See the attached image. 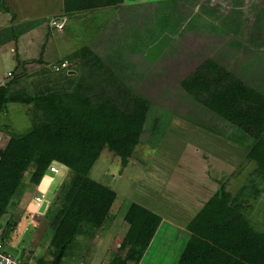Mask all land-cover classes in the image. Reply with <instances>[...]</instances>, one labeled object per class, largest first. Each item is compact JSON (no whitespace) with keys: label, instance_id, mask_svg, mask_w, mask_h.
<instances>
[{"label":"trees","instance_id":"16d2710c","mask_svg":"<svg viewBox=\"0 0 264 264\" xmlns=\"http://www.w3.org/2000/svg\"><path fill=\"white\" fill-rule=\"evenodd\" d=\"M135 1L62 0L61 16L119 9L123 7L121 5ZM208 2L146 0L142 8L147 11L142 10L133 24L136 27L132 41L129 46L121 44L116 53L110 44L113 36H109L104 45H83L53 63L42 58L18 61L13 70L17 74L0 85V114L9 104H20L29 110L26 119L31 126L21 134L3 127L9 140L0 149V241L8 240L19 222L11 217L4 227L1 219L8 213L25 175H29L28 184L37 188L43 179L54 175L51 168L56 166L67 169L69 177L58 186L46 211L49 238L45 245L52 259L62 248L59 264L76 236L93 237L113 219L112 208L118 195L109 186L92 179L90 171L104 150L117 156L125 167L140 143H152L150 139L145 141L142 138L146 134L149 138L155 137L162 114V109L157 108L152 100L120 78L119 68L127 67V64L137 68L136 64L125 63L123 59L117 62V58L124 55L123 49L132 54L144 53L143 57L155 60L163 54L174 53L179 44L177 39L191 27L189 29L206 30L216 35L238 33L232 40H227V49L216 50L224 60L233 56L234 50H245L261 61L264 53L254 51L258 48L264 52V12L255 14L254 30L246 35L239 29L236 16H219V4L213 7ZM6 4V0H0L4 12L9 10ZM130 5L133 4L127 6ZM239 5L242 7V0ZM43 20L28 23L26 27L34 29ZM122 26L127 29L125 23ZM114 39L118 42L117 37ZM64 61L79 65L80 70L76 74L66 71L63 77H46L35 89L29 85L17 87L21 79L26 78L25 73L18 70L25 64L38 65L43 72L58 73L64 70L56 69ZM220 61L217 57L205 56L181 80L180 88L184 97L191 101V110L193 106L198 107L207 119L194 124L246 150L244 159L252 168L245 174V183L234 194L226 189L225 184H220L186 223L182 233L183 245L175 264H264V224L262 228L256 227L248 218L253 207L246 209L248 204L255 205L264 191V87L254 84L250 77L256 74L255 68L264 65L257 63L254 67L249 61L246 62L248 66L234 70ZM70 64L68 67L72 66ZM244 208L246 212H242ZM150 216L146 207L130 205L124 216L128 225L126 237L108 264L140 263L148 242L137 238ZM36 258L37 264H47L41 257Z\"/></svg>","mask_w":264,"mask_h":264},{"label":"rangeland","instance_id":"374dc122","mask_svg":"<svg viewBox=\"0 0 264 264\" xmlns=\"http://www.w3.org/2000/svg\"><path fill=\"white\" fill-rule=\"evenodd\" d=\"M6 3L8 11L4 12L0 8V85L17 74V71L13 70L18 65V61L42 58L46 62L53 63L68 57L83 45H104L109 36H113L110 37V44L114 47V52L120 51L121 44L129 46L132 41L136 27L133 24L138 20L140 12L147 11L142 8L146 0H136L121 5L123 7L119 9L84 11L62 18V0H6ZM217 3L219 4L217 12L221 14L219 16L228 18L236 15L240 24L239 29L249 35L254 30L253 12L258 6L262 7L264 0H242V7L239 6L240 0H209L208 2L213 7ZM128 4L133 5L129 7ZM240 9H242V18L239 19ZM233 10L236 14L232 13ZM243 10H251L249 14L253 17L246 14L244 20ZM12 14H15L14 18ZM40 19L45 20L38 27L34 29L26 27L28 23ZM124 23L127 26L126 31L122 26ZM184 26L182 29L185 28ZM189 28L191 27L184 30L183 35L177 39L179 44L174 53H166L153 60L147 59V56L143 57L144 53L132 54L123 49L124 55L117 58L119 63V59H123L125 63L136 64L137 68H131V64L119 68V76L128 85L131 83L139 94L152 100L157 108L162 109L161 124L155 137L149 138L146 134L142 138L145 141L150 139L152 143H140L125 167H122L119 158L111 152L104 150L100 154L90 171V177L109 186L118 194L112 208L114 217L95 236H76L59 264H108L121 239L126 237L127 224L123 222V216L133 203L149 208L153 215L152 218H148L150 224L145 226L144 231L137 238L148 242L146 250L158 230L154 228L157 225L155 221L157 218H161L160 221L166 220L170 228L165 231L163 228L166 226L162 224L155 242L147 251L148 255L143 257L140 264H174L178 258L177 254L175 256V251L178 247L181 250L183 245L184 226L207 198L220 184H225L226 189L234 194L245 183V174L252 168L244 159L247 151L194 124L198 120L206 122L207 119L198 107L193 106L191 110V101L184 97L180 82L207 55L217 57L223 65L234 70L240 66L242 68L248 66L246 62L249 61L254 67H257V63L264 65V56L260 59L262 62H258L253 53L234 50L233 56L224 60L216 50L227 49L225 47L227 40H232L238 33L216 35L206 30ZM114 37L118 38V42ZM254 52L264 53L258 48ZM64 62L66 68L58 73L43 72L38 65L25 64L23 69L20 67L18 70L25 73L23 76L26 78L21 79V84L18 83L17 87L29 85L35 89V86L46 77H63L66 71L68 74H76L80 70L79 65ZM68 64L72 66L68 67ZM255 70L256 74L250 75L252 82L264 87V67H257ZM8 73L12 75L9 76ZM127 78L131 82H128ZM7 108L9 112L7 115L4 112L0 114L2 128H10L12 129L9 130L10 132L18 134L27 131L31 125L23 114L28 113L29 110L20 104H9ZM170 114H173L172 117ZM185 117L188 119H184ZM211 121L216 122V120ZM7 135L4 129L0 130V149L8 142ZM52 172L54 175L43 179L37 188H32L28 184L27 173L26 179L13 196L15 200L8 213L1 219L4 227L11 217L19 220L8 240L0 241L16 260H28L29 248L37 247L30 264H36V257L44 254L41 248L42 245L47 244L49 238V231L46 233L48 222L46 211L54 200L58 186L69 177L68 170L60 166L54 167ZM251 207L253 209L248 213V218L256 227L262 228L264 191L255 205L253 203L246 205V209ZM35 212L39 214L37 217H33ZM244 212H246L245 208ZM177 231L181 236L172 239ZM39 241H42L40 248H38ZM16 252L23 256L17 255L15 258Z\"/></svg>","mask_w":264,"mask_h":264},{"label":"crops","instance_id":"0c3cea01","mask_svg":"<svg viewBox=\"0 0 264 264\" xmlns=\"http://www.w3.org/2000/svg\"><path fill=\"white\" fill-rule=\"evenodd\" d=\"M254 5V4H253ZM240 6V5H239ZM243 6V5H242ZM253 7V6H252ZM260 11L261 12H264V4L262 5V7H257V10H254V12H253V15H255L257 12L258 13H260ZM243 12H245V14H244V20H245V15L246 14H249V12H251V10H243ZM233 13H235L236 14V12L233 10ZM239 19L240 18H242V9H240L239 10ZM236 16V15H235ZM249 16L250 17H253V16H251L250 14H249ZM256 17V16H255ZM236 19L238 20V17L236 16ZM236 20V21H237ZM248 23H250V22H248ZM258 31H259V29H258ZM256 36V38L258 39L259 37L257 36V35H255ZM25 110V109H24ZM8 111V108L6 109V111L4 112V113H6V115L9 113V112H7ZM26 112H27V110H25ZM24 113V112H23ZM24 115V117L26 118V113H24L23 114ZM9 118V120H10V117H8ZM8 120V119H7ZM10 122V121H9ZM3 128L1 127V129L0 130H2ZM8 130H10V128L8 129ZM5 132V131H4ZM7 137L9 138V136L7 135ZM118 195V194H117ZM118 197V196H117ZM209 197H211V195L209 196ZM208 197V198H209ZM207 198V199H208ZM134 204V203H133ZM143 207H145V206H143ZM149 211H150V209L149 208H147ZM150 215H152V212L150 211ZM125 216V215H124ZM124 216H123V222L124 223H126V221H125V219H124ZM152 217H153V215H152ZM149 218H151V216L149 217ZM160 219L161 218H157V220H155L156 222H161L160 224H159V226H157V229L159 230L160 228H162V224H165V226H166V228H163L165 231H167L168 229H170L168 226H167V221L166 220H164V219H162V221H160ZM37 223V222H36ZM127 224V223H126ZM147 224H150V222H148V219H147ZM146 224V225H147ZM126 226H128V225H126ZM158 230H157V232L155 233V235H154V240L150 243V245H149V248H148V250H146V252L147 251H149L150 249H151V247H152V245H153V243L155 242V240H156V238H157V235H158ZM126 231H127V228H126ZM179 231H177L176 233H174L173 234V236L171 237L172 239L173 238H178V237H180L181 236V234L180 233H178ZM32 235V234H31ZM33 236V235H32ZM121 241H122V239H121ZM120 241V242H121ZM41 247V241H39V244H38V248H40ZM179 248V247H178ZM177 248V250L175 251V256H176V254H177V256L179 255L178 253H180L179 251V249ZM37 249V247L35 248H29V249H27V252H28V256H29V259L28 260H21V263L22 264H30L29 262H31V258L33 257L32 255H34V253H35V250ZM41 249H43L44 250V254H42V256H40L39 255V257H41L42 259H43V262H47V264H49L48 262H50V260L52 261L53 259H52V257H51V254H50V252L48 251V249H47V246L46 245H44V246H42V248ZM19 252V251H18ZM17 255H22L23 256V254H20V253H18L17 254V252H16V254H15V258L17 257ZM145 255H148V252L147 253H145L144 255H143V257L145 256ZM177 258V257H176ZM143 259V258H142ZM142 259H141V261H142ZM103 261V259H101V262ZM141 261H140V263H141ZM172 262V261H171ZM174 262V261H173ZM139 263V264H140ZM37 264V263H36ZM51 264V263H50ZM175 264V263H174Z\"/></svg>","mask_w":264,"mask_h":264},{"label":"built area","instance_id":"2783aa9c","mask_svg":"<svg viewBox=\"0 0 264 264\" xmlns=\"http://www.w3.org/2000/svg\"><path fill=\"white\" fill-rule=\"evenodd\" d=\"M66 64L63 63L61 65H58L56 69H60V68H65ZM9 76H11L10 73H8ZM53 170V168H51V171ZM38 200V197H37ZM37 215H39L37 212H35L33 214V217H37ZM0 264H22L20 260H16L14 258H12V256L10 255V253L2 246V244L0 243Z\"/></svg>","mask_w":264,"mask_h":264},{"label":"water","instance_id":"95a60500","mask_svg":"<svg viewBox=\"0 0 264 264\" xmlns=\"http://www.w3.org/2000/svg\"><path fill=\"white\" fill-rule=\"evenodd\" d=\"M242 212H244V209H242ZM63 253V249L61 248L59 250V252L55 255V257L53 258V260L51 261V264H58L59 260H60V257Z\"/></svg>","mask_w":264,"mask_h":264}]
</instances>
